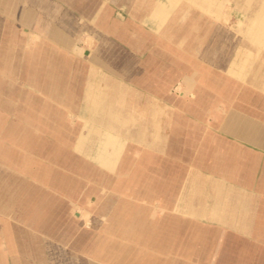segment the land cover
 <instances>
[{"label":"crops","instance_id":"1","mask_svg":"<svg viewBox=\"0 0 264 264\" xmlns=\"http://www.w3.org/2000/svg\"><path fill=\"white\" fill-rule=\"evenodd\" d=\"M179 2L0 0V264H264V0L240 9V65ZM59 127L57 155L42 129Z\"/></svg>","mask_w":264,"mask_h":264},{"label":"rangeland","instance_id":"2","mask_svg":"<svg viewBox=\"0 0 264 264\" xmlns=\"http://www.w3.org/2000/svg\"><path fill=\"white\" fill-rule=\"evenodd\" d=\"M210 1L217 2L220 5L219 9H217L218 11L216 9L213 10V13H215V12L216 13L217 12L220 13L219 18H218V14H216V13L213 14V15L210 14L211 10H203V9H201L198 6H194L193 4L191 5V3L187 2L186 0H180L177 8L178 9L182 8L181 10H183V9L186 10L187 9L186 11L188 13H189V11L190 12L192 11L194 14L196 12L198 13V14H196V16L193 15L192 17H189L190 20H188V21L190 23L191 20L192 21H194V20L196 21L197 20L198 24H202L203 25V31L202 32H203L204 39H206L207 36H208L207 40L209 41V40H211V36H214V37L217 36L220 41H233V42H235L236 43L235 44L236 49H235V53H234V56H233V58H234L233 61L236 62L238 65H240V63L242 61V51L244 50V48L242 47V44L244 42H247V41L251 42L250 38H248L246 35L242 34L241 31H240V29H241V27L243 25L242 22L245 20V17H243L241 15V10L240 9H242L241 7L244 6L245 0H208V2H210ZM181 10H178L175 13H173V16H176L178 18V16L181 15ZM119 12L124 14V17L119 15ZM228 14L232 15V19L227 21L226 19H227V15ZM116 18H117V20L120 19V20H124V21L129 19V17L126 15V13L123 10H120V9H115V18L114 19H116ZM2 19H4V18H2ZM7 24H12L13 26L14 25L18 26V30L20 29V25H21L18 17H13V18H11V20L7 19ZM214 25H219V29H218L219 31L217 33L215 31L213 33L210 32V30L213 27H215ZM175 27H176L177 31H175L174 34L175 35L182 34V35L179 36L180 38L177 37V40H179L181 38L183 40H185L187 37H188L187 40H191L192 39L191 36H187L186 37V35L187 34L188 35H192L193 33L182 32L183 29H180V25L179 24H177ZM155 36L157 37V39L162 40L164 42L166 40H170L168 38L161 37V33H156ZM34 38H35V35H31V37L29 39L30 40H34ZM90 38H91V36L88 33L83 34L81 36L80 40L76 42V47L77 48H88V49L91 50V53L93 51V54H95V50H96V48H95V40L93 39L92 43H91L88 40ZM112 39H115V38H112ZM107 42L109 44L111 41L107 39ZM225 45L226 44L224 43V46H221L219 48L220 54H223V53L228 54V52L233 51L231 49L225 48L226 47ZM108 50H110V49H108ZM177 50H170V49L163 48V49L159 50V52L161 54L157 53V55H159V56L170 55L169 52L172 51V55L176 56L177 54L175 52H177ZM255 50H257V53H256V56L253 57V60H252L253 63H255L256 61H259V60H257L258 58L264 57V48H262L259 52H258V49L255 48ZM144 51L140 55L143 56V57L144 56L146 57L148 54H147L146 50H144ZM233 52H232V54H233ZM183 54H184L185 57L186 56L190 57V55H187L186 53H183ZM80 55L81 54H79V56ZM81 56H83V55H81ZM254 58H255V60H254ZM253 66L254 65H252V67ZM24 88H25V86H24ZM18 102H19V96L15 97V99L11 100V103H13V105L14 104H18ZM44 102L46 104L47 101L45 100ZM40 105L41 106H39L38 109H41V107L43 106L42 104H40ZM27 108H28V112L30 113L29 115H31V117L34 118L32 120L37 121L38 117L41 118V116H42L41 113L42 112L40 110H39L40 113H38L37 112V108H35L31 104H29ZM16 115H17V119H18L20 117V115L17 114V113H16ZM66 115H67V117H66ZM66 115H65V121H70L71 127H72L71 129L73 130L74 126H75V123H73V122L74 121H78V118L77 117L75 118V116H73L72 114L70 116L68 114H66ZM79 121H80V119H79ZM42 130H43L42 131V136L44 138L43 140L45 142L48 141L50 143H52V142L55 143L54 147L56 149V154L57 155H58V152L61 153L63 150H65V151H67V150L68 151H70V150L73 151V149H71L73 146L70 147V148L68 147V144H70L69 143L70 141L67 139V137H66V139L61 141L63 135L67 134L66 133V131H67L66 129L59 127V128H55V129H42ZM83 131L86 132L87 131L86 128H84ZM39 134H41V133H39ZM57 135H59V137H61V139H60L61 143H57L58 142ZM63 141L65 143H63ZM46 145L47 144H45V147L51 149V145L50 146L49 145L46 146ZM56 147H58V148H56ZM89 162L91 164H94L91 161H89ZM89 162H88V164H90ZM25 164H26V167H28V169H27L28 171L35 172V170L36 171L37 170H41L43 172V174H45L43 179L45 181H47L48 174L51 172V168H52V164L51 163H49L46 160L41 159L40 157H37L34 154L32 156H29L26 159ZM95 179L96 178H93L92 182L89 181L88 182L89 185H95L96 184ZM97 179H98V177H97ZM72 194L73 195H77L75 192L72 193ZM93 196H95V195H93ZM96 206H97V204L95 203V201L92 200V202H91V200H87V210L88 211H90V210L93 211V209H95ZM75 211L78 212L81 216H83V217H81V220H79V221H81L83 223L82 224L83 226L86 225V222L88 220H91L94 217V214L85 215L83 208H76ZM85 216H87V217L85 218Z\"/></svg>","mask_w":264,"mask_h":264}]
</instances>
